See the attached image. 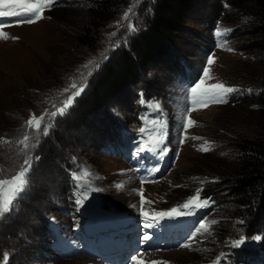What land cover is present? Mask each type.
<instances>
[{
  "label": "rangeland",
  "instance_id": "rangeland-1",
  "mask_svg": "<svg viewBox=\"0 0 264 264\" xmlns=\"http://www.w3.org/2000/svg\"><path fill=\"white\" fill-rule=\"evenodd\" d=\"M258 1L197 0L167 58L153 63L144 82L136 88V93L155 96L147 99L167 130L163 147L170 148L172 154L167 172L142 184L118 153L120 129L135 133L142 127L130 89L117 94L107 107L85 117L74 129L67 127L66 119L101 77L107 63L128 45L129 38L136 33L129 25L135 29L144 26L152 0L123 2L113 18L100 27L91 46L79 40L87 22V0H57V4L44 11V18L33 24L4 22L11 26L3 29L8 38H0V179H10L24 166L25 159L31 161V167L29 182L15 202L16 207L0 218V264H4L6 253L7 264H84L88 258L78 253L76 247L80 245L76 228L83 221L80 212L90 207L93 212L109 215H140L141 190L146 201L143 208L148 213L178 208L198 188L203 189L201 198L210 196L207 190L211 187L223 198L227 196L231 180L214 170L231 167L237 155L233 141L242 134L253 133L261 123L256 116L258 103L248 101L260 93L262 51L256 47L260 39L248 30L264 21ZM130 7L129 17L122 19ZM205 21L211 26L206 27ZM217 27L222 32L230 31L217 36ZM213 34L219 42L211 46ZM200 47L208 52H202ZM209 55L214 63L210 66L211 79L204 86L222 83L237 91L227 96L228 103L192 110L188 104L190 88H183L178 81V59L188 62L196 73V84ZM90 60L100 66L84 68ZM73 83L83 84L84 91L75 97L64 115L49 116L75 91L70 87ZM33 114L44 116L40 130L26 127ZM186 117L194 124L184 130ZM44 128L48 129L47 135ZM25 134L30 137V146L22 151L19 141ZM155 134L148 132L147 136L153 138ZM181 139L183 144L179 143ZM205 141L209 143L206 145ZM201 146L209 150L201 151ZM85 193L88 198L83 206L77 205L76 199ZM224 203H219L222 209ZM222 209L221 213L209 212L203 220L209 231L186 242L191 244L190 248L147 253H166L167 264H213L223 254L220 264H226V260L230 261L233 239L222 235L220 239L216 234L228 226L239 239L260 236L258 242L264 243V225L250 233L245 231L249 229L246 226L237 229V221L231 223ZM213 220L215 224L211 223ZM48 227L56 232L57 241L62 239L67 248L77 252L73 260L58 256L57 241L51 242L46 235ZM222 242L225 243L221 246Z\"/></svg>",
  "mask_w": 264,
  "mask_h": 264
},
{
  "label": "trees",
  "instance_id": "trees-1",
  "mask_svg": "<svg viewBox=\"0 0 264 264\" xmlns=\"http://www.w3.org/2000/svg\"><path fill=\"white\" fill-rule=\"evenodd\" d=\"M87 1L90 4L87 22L79 40L91 46L98 38L100 27L113 18L119 6L126 0ZM196 1L152 0L148 9L150 15L145 16L144 26L136 29V33L129 38L128 45L107 63L101 77L97 78L95 85L79 100L72 114L66 119L67 127L74 129L85 117L107 107V104L122 91L130 89L132 96L135 97L136 88L144 82L143 79L151 71V65L169 55L170 47L186 27L188 15ZM258 6L264 15V0H259ZM204 25L211 26L208 21H205ZM248 30L250 35L259 37L256 47L262 51L260 93L257 97L248 99L258 103L256 116L261 123L253 133L242 134L238 140L233 141L237 152L236 162L226 170H214L215 173L221 171L231 180L227 196L223 198L218 195L214 187L207 191L214 201L211 211L217 210L221 213L222 207L219 203L222 200L225 202L223 205L225 208L222 209L226 212L225 218L231 223L237 221V229L239 226L249 227L245 231L250 233L255 227L261 228L264 225V21L261 20L256 27ZM200 50L205 52L203 47H200ZM181 59V57L178 59L179 66ZM216 186L218 188L220 185L217 183ZM228 227L218 230L219 236L216 234V237L220 238L222 235L231 237V240H238L237 233H231V227ZM224 243L222 242L221 246ZM262 245L264 247V243Z\"/></svg>",
  "mask_w": 264,
  "mask_h": 264
},
{
  "label": "snow or ice",
  "instance_id": "snow-or-ice-1",
  "mask_svg": "<svg viewBox=\"0 0 264 264\" xmlns=\"http://www.w3.org/2000/svg\"><path fill=\"white\" fill-rule=\"evenodd\" d=\"M55 4H57V0H0V18L7 17H15L13 23L16 25L22 24H33L37 21L44 18L43 13L46 9H51ZM132 12L131 7L124 13L122 19H127ZM11 24L0 23V38L7 39L8 34L3 31L6 27H10ZM129 29L131 31H135L136 29L129 25ZM229 29H225L223 32L217 27L215 34L217 36L224 35ZM12 39H18V37H11ZM226 43V42H225ZM223 47V45H219ZM228 51H234L232 48H228ZM107 59V57H104ZM214 63V59L211 55L207 57L206 66L203 68V75L199 82L195 84V86L191 87L188 92L190 95L192 110L196 108H206L210 104H224L228 103L227 96L233 92H236L237 89L232 87H227L222 83L211 84L205 87V81L207 79H211L210 76V66ZM95 65V67H99V63L94 60L88 61L87 64L84 65V68H89V66ZM91 73H89L90 75ZM72 89L75 91L72 92L71 95H68L67 98L63 101V106L56 109L55 112L48 113L49 116L56 115H64L68 108L73 104L75 97L79 96L84 91V85L81 84L77 86L75 83L70 85ZM65 92L68 89H64ZM249 92L252 89H248ZM44 119V116H37L35 114L31 115L29 119L26 121V127L29 129H41V123ZM162 126L163 123L161 122ZM194 124V121L191 118L186 117L184 123L182 124V128L187 130L190 126ZM44 134H48V129H43ZM146 129L141 127L139 129V133L143 135ZM152 135V133H150ZM186 138V137H185ZM30 137L25 134L23 139L19 141V143L23 146L22 151H26L30 146L28 141ZM164 135L157 132L155 134V139L148 145V142L142 143L138 148L136 154L139 155L142 151H150L156 152L157 148H159V155L161 157L167 153V146L160 147V145L164 144ZM193 139H199V137H193ZM179 143L183 144L184 139H181ZM209 142L205 141L207 145ZM201 151H208V147L201 146L199 149ZM179 156V153H176ZM31 167V161L29 159L24 160V166L20 168V170L13 175L10 179H0V218H3L5 214L10 213L16 207V201L20 198L21 194L25 191L26 186L28 184V172ZM153 171H159V169H154ZM84 175H89V173H84ZM76 179H80V177H76ZM144 183V181H142ZM203 183V182H202ZM117 187H122V185H117ZM95 190V189H94ZM202 188H198L196 193L191 196L184 204L180 205L178 208L174 207L168 211H159L148 213L144 211L143 205L146 203L143 191L141 190L140 194V214L144 216L145 223L143 227L146 229H152L157 226L158 221L163 220L164 218H175L179 216H190L195 215L196 212L202 207H206L211 203V198H201ZM87 194L85 193L81 198L76 199L75 203L79 206H83L84 201L87 199ZM150 203V202H149ZM212 224H215L216 221H212ZM209 226L205 223V221L201 220L199 223V227L196 228L195 233L190 235L188 239L190 241L195 239L197 234H201L202 232H208ZM142 242L147 243L152 239V235L145 232L142 235ZM253 240L259 241L262 238L260 236H253ZM245 243V237L241 236L238 240H233L231 242L232 247L239 248L241 245ZM184 248H190L191 244H182L180 245ZM143 254H134L131 257V261L133 264H141V258ZM223 257V254L216 257L213 261V264H220V261ZM4 264H7L8 254H4L3 257ZM152 264H167V262L153 261Z\"/></svg>",
  "mask_w": 264,
  "mask_h": 264
},
{
  "label": "bare ground",
  "instance_id": "bare-ground-1",
  "mask_svg": "<svg viewBox=\"0 0 264 264\" xmlns=\"http://www.w3.org/2000/svg\"><path fill=\"white\" fill-rule=\"evenodd\" d=\"M141 264H152L153 261L166 262V253H142ZM84 264H98L97 262L93 263L91 260H86Z\"/></svg>",
  "mask_w": 264,
  "mask_h": 264
}]
</instances>
